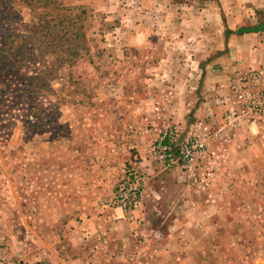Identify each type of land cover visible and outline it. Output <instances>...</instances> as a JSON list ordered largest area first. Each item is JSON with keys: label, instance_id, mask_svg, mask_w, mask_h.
<instances>
[{"label": "rangeland", "instance_id": "rangeland-1", "mask_svg": "<svg viewBox=\"0 0 264 264\" xmlns=\"http://www.w3.org/2000/svg\"><path fill=\"white\" fill-rule=\"evenodd\" d=\"M65 1L87 9L82 54L71 65L48 54L0 69V256L4 243L8 256L27 264L36 262L11 248L34 253L87 247L92 250L82 257L91 264H264V112L244 113L251 105L240 97L264 87V64L247 65L252 38L238 33L263 24V5L174 0L171 7L167 0H146L142 11L143 0ZM30 16L23 4L0 0V34H30ZM186 19L187 25L179 23ZM220 75L224 86L216 81ZM216 83L220 92L206 93L214 101L208 118L166 123L152 139L150 154L139 155L137 136L156 127L175 86ZM168 126L185 134L208 130L212 154L192 170L176 165L187 173L189 186L174 195L152 155ZM236 128L249 137L232 148H251L236 161L252 164L239 172L245 179L235 187L240 197L223 200L219 188L216 196L212 190L233 164L230 138ZM136 161L148 176L143 210L137 220L122 218L128 229H114L109 218L118 219L104 204ZM199 215L209 219L199 221ZM94 219L100 236L87 242Z\"/></svg>", "mask_w": 264, "mask_h": 264}, {"label": "crops", "instance_id": "crops-1", "mask_svg": "<svg viewBox=\"0 0 264 264\" xmlns=\"http://www.w3.org/2000/svg\"><path fill=\"white\" fill-rule=\"evenodd\" d=\"M254 1V0H252ZM262 1V2H260ZM167 2L171 3V7H173L175 4L173 3L174 0H167ZM219 2V1H218ZM141 3H146V0H143ZM259 3H261L260 5H263L264 9V0H258V4L256 6L253 7V9L259 7ZM147 6L141 5L140 9L143 11L146 9ZM223 9H228L226 8V6H220V10ZM189 20H183L182 22L180 21L179 23H181V25H187V22ZM253 24H255L254 26H258V27H262V21L260 23L258 22H254ZM145 25V24H143ZM264 29H259L258 31H250L246 34H248L251 38H252V44H253V49L251 48V52L249 54L247 61V65L250 67H257L260 66V64H264ZM138 37V36H137ZM257 39V42L254 41V39ZM260 44L259 47H254V43ZM220 81L219 85L223 83V80L225 79L224 75H220L219 78H216V81ZM218 84L216 83L215 86H175V88L172 89V92L174 94V97H172L171 99L168 100L167 102V106H166V111L163 112V115H161L160 119H157V121H155L156 123V127L152 128L150 130H147L145 128H143V131L141 132L142 134L139 135L140 138H138L137 136V141H138V145H137V151L139 152V155H141V157H147L150 154V143L152 141L153 138H155L156 136H158L159 132L161 131V129H163L164 125L166 123H192L193 121H195L196 118L199 117H209L211 114L209 112V110L211 109L212 106V102L214 101H208V96H207V90H210V93L212 92L214 94V96L217 94V92H220V88H222V86H224V84L222 86H217ZM212 94V95H213ZM218 96H216L217 98ZM155 108L157 106H154ZM159 107H162L161 104L159 105ZM165 109V108H164ZM215 109V108H214ZM155 112V111H154ZM156 113V112H155ZM155 118V117H154ZM212 118V116H211ZM203 119V118H202ZM205 119V118H204ZM153 120V118H152ZM206 120V119H205ZM210 120V119H209ZM163 121V124H162ZM199 122V121H198ZM144 123V122H143ZM158 125V126H157ZM247 127V126H246ZM244 128V127H243ZM234 129V132H237L233 135L234 138L231 139L230 138V152H231V157H232V162L233 164L226 166L223 170V172L221 173V175L218 178L217 183L215 184V186L213 187L212 192L214 193V195L216 196V194H218L219 192L217 191V189L219 188L220 192H221V196L223 197V200L226 199L225 197H236L239 196L241 194V191L238 190L237 188H239V185L242 186L243 182H244V178L242 176L239 175V172L242 170L245 171L246 169H248L250 167V165L252 164V162L250 163V161H241L238 162L236 161L237 157H240V155H248V152L251 150V148H245V147H238V149L235 150V148H232V143H235V141L237 142L236 145H238L240 143L241 140L243 139H247V136L249 137V134H246L243 136V134H240L242 129ZM252 137V136H251ZM245 159H247L248 157H244ZM163 181L165 183L166 186H168V189L170 190L171 194L174 195V190L176 189H180L183 188L184 189L186 187L189 186L188 180H187V173H185L183 170L180 169V166L176 167H168V168H164L163 169ZM235 173V176L238 177L239 183L237 184V186H235V184H233L231 181H233V176L232 174ZM187 180V181H186ZM237 187V188H235ZM189 190V189H188ZM233 192V194H232ZM220 195V194H219ZM240 197V196H239ZM197 203L200 205L202 203H204V200L201 201L199 200V202L197 201ZM110 209L108 210L109 212L112 213V215L118 219V220H113L112 217H110V222L112 220V222H108L109 224L114 225V229H119V228H127L128 229V224L126 222V219H122L123 217L125 218V213L123 211L122 208L120 207H109ZM175 210V209H174ZM178 218H174L172 219V222H175V220ZM209 219V217L205 216V215H199L198 220L199 221H203V220H207ZM101 220L105 221L107 220V217L104 216L101 218ZM182 221H191V218L188 219H182ZM193 220H196L193 219ZM98 222V220L94 219L93 222L90 223L89 225V231L87 230V232L91 233V237H89V239L87 240V242H91V240L94 241V239H96V237H99V234L97 233V229L98 226H96V223ZM107 223V222H106ZM107 223V224H108ZM108 224V225H109ZM173 226V224H172ZM86 231L81 232V234L85 237L88 235ZM115 234H118L114 231ZM120 234V232H119ZM160 237H163V235L159 232L156 231V234ZM89 244V243H88ZM65 247V246H63ZM94 248V246H93ZM11 249H15L14 251L19 253L21 252L22 257H27L29 259L35 260L36 263L34 264H91V262H89V259L87 260L86 257H82V252L86 251L87 253L90 252V250H92V248L89 250L87 247L86 248H36L37 250L33 253V251L31 250V248H29L30 250H22L19 248H11ZM12 250V251H13ZM79 253L81 255H79Z\"/></svg>", "mask_w": 264, "mask_h": 264}, {"label": "trees", "instance_id": "trees-1", "mask_svg": "<svg viewBox=\"0 0 264 264\" xmlns=\"http://www.w3.org/2000/svg\"><path fill=\"white\" fill-rule=\"evenodd\" d=\"M8 2L28 7L31 13L28 23L30 34L10 31L0 34V69L16 64L23 65L31 57L44 58L48 54H54V59L71 65L82 54L87 42L85 7L65 0H8ZM259 29H264V22L262 27L247 26L240 28L238 33ZM30 43L39 44L40 47L35 45L30 47ZM37 50L40 51L39 54H34ZM55 64L57 63L47 65L53 67Z\"/></svg>", "mask_w": 264, "mask_h": 264}, {"label": "built area", "instance_id": "built-area-1", "mask_svg": "<svg viewBox=\"0 0 264 264\" xmlns=\"http://www.w3.org/2000/svg\"><path fill=\"white\" fill-rule=\"evenodd\" d=\"M254 75H258V71L254 72ZM240 97L251 105L242 110L244 113L250 110L255 113L264 112V87L256 91L247 89L240 94ZM252 118H254L253 122L257 121V116L252 115ZM209 135L208 130L185 134L179 126H168L154 144L152 155L163 168L174 167L181 163L191 170L195 169L199 162L212 157L208 149ZM139 168L140 164L136 161L125 170L113 196L104 204L106 207L122 208L125 217L130 220H137L136 214L143 210L147 194L148 176ZM211 170L207 173L209 176L213 173ZM193 175L196 176L197 173L194 172ZM1 248L0 264H27L21 258L8 256L4 243L1 244Z\"/></svg>", "mask_w": 264, "mask_h": 264}]
</instances>
